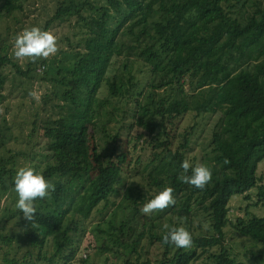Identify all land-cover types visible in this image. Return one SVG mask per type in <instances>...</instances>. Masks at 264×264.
I'll list each match as a JSON object with an SVG mask.
<instances>
[{
	"label": "trees",
	"instance_id": "trees-1",
	"mask_svg": "<svg viewBox=\"0 0 264 264\" xmlns=\"http://www.w3.org/2000/svg\"><path fill=\"white\" fill-rule=\"evenodd\" d=\"M27 1L0 0V100L7 68L31 79L47 77L37 72L42 66L44 74H55L44 99L53 114L39 125L37 112L30 148L0 158V187L14 191L20 156L53 181L56 191L36 201L32 226L16 207L3 208L27 230L6 238L0 233L2 242L18 241L14 255L6 252L0 264H76L75 237L86 232L81 219L100 207L109 211L104 220L113 244L95 238L87 250H129L124 264H196L203 258L210 264H247L225 245L227 226L259 243L264 262V215L229 216L233 196L252 200L253 190L255 204L264 207L257 174V160L264 157L263 0H59L44 30L75 17L65 51L74 58L57 67L38 60L24 70L4 43V31L11 29L4 22L25 13ZM190 113L196 120L218 119L209 150L199 157L190 152L201 122L182 124ZM138 147L141 153L134 158ZM185 159L212 169L203 190L178 179ZM128 177L140 185L123 193ZM86 182L87 211L81 217L76 210L81 204L69 201L75 187ZM166 187L174 189L176 203L163 212L142 213ZM164 224L186 228L193 247L165 245ZM155 244L164 251L154 262ZM87 259L79 260L86 264Z\"/></svg>",
	"mask_w": 264,
	"mask_h": 264
},
{
	"label": "rangeland",
	"instance_id": "rangeland-1",
	"mask_svg": "<svg viewBox=\"0 0 264 264\" xmlns=\"http://www.w3.org/2000/svg\"><path fill=\"white\" fill-rule=\"evenodd\" d=\"M58 1L59 0H28L25 13L17 12L14 16L9 17V19L4 22V25L8 24L11 27L10 31H4V43H8V50L10 54L24 70H27V65L30 61L17 60L14 57L15 37L25 28H30L32 26H38L44 30L46 22L51 19L55 13ZM75 20L76 18L72 17V22L68 20L56 21L49 28V31L56 35L59 47V52L55 56L46 59L49 66L57 67L62 64V61L67 64L69 60L74 58L72 54L66 55L65 51L70 50L67 39L71 38L73 40L74 35L72 26ZM73 44L75 47L76 44ZM42 69V66H40L37 69V72L46 75L47 77L38 76L31 79L21 77L15 74V72L10 73V68H7L6 70L8 73V79L2 93L4 98L0 100V158L8 160L11 155L26 151L30 148L27 143L28 135L33 129V122L36 120L37 112L40 113L38 119L39 125L48 123L49 116H52L53 114L51 111L46 110L47 107L45 106L46 103L44 99L47 94H51L53 85L50 79L52 76H55V74H44ZM55 70L56 69H54L53 72ZM101 95L107 96V92L102 91ZM196 121L201 122V125H199L198 132L193 138V149L190 152L191 157H199L201 154H207V151L205 150H209L212 128L218 119L215 117L212 119L211 117L206 116L196 120L194 113H190L186 116V119L182 122V124L183 127L186 128L195 124ZM140 153L141 147H138L136 153H133L132 155L136 158V156ZM15 159H18V163H16L17 168H35L30 164V159H25L20 156H17ZM257 166V174L262 178V183L264 184V157L257 160ZM137 185H140L138 179H131L128 177L121 187L122 192L124 193L127 188L135 187ZM89 186L90 182L82 183V186L80 187L76 186L73 194L74 199L72 201L70 199L69 201V204H72V206L74 205L75 199L79 202V204H81L79 207H76V210L79 211H77V214L81 217H84V212L86 214L87 211L86 197H88L89 193L86 192V189ZM257 193V190H253L251 192L253 197L252 200L247 199L245 195L233 196L230 201V218L235 220L238 216L245 217L246 211L254 215H264L263 205L255 204L257 201ZM122 195L124 196V194ZM122 195L115 197L118 203L121 201ZM17 198V194L15 191H12V189L7 192H2L0 187V233H2L5 238L6 236H13L15 234L14 232H17L22 228V225L19 226L16 223L15 218L10 219V213L8 216H5V213L2 212L6 205L11 208H15ZM114 206L115 205H113L112 208ZM100 210L102 211L94 209L89 219H81L83 227H86V232H80L76 237L74 235L77 242L76 245H78L79 248L76 257L78 259L76 264H82L79 259L83 258H88L86 261L89 262L86 264H124L125 258H128L130 255L129 250H127V253L121 252L118 254L110 251L99 252L98 250H87L90 244L95 246V238L100 244H113L110 239V229L104 220L109 211H104L102 207H100ZM21 217L23 218V216ZM205 225L207 226L208 224ZM23 228L26 227L24 226ZM17 242L18 241L16 240L13 243H8L0 240V263L3 262L4 258H6V252L10 257L14 255L17 248ZM225 245L234 257L246 262L247 264H264L261 259V245L251 238L240 234L238 231L234 230L232 226H227L225 228ZM150 251L151 258L155 262L156 260H160L162 258L164 249L160 245L155 244L152 246ZM207 261V259L205 260L203 258L199 262H196V264H204Z\"/></svg>",
	"mask_w": 264,
	"mask_h": 264
},
{
	"label": "clouds",
	"instance_id": "clouds-1",
	"mask_svg": "<svg viewBox=\"0 0 264 264\" xmlns=\"http://www.w3.org/2000/svg\"><path fill=\"white\" fill-rule=\"evenodd\" d=\"M58 52L56 35L50 31L42 30L38 26L25 28L17 34L14 40L13 55L17 60H27L35 63L38 60H46L55 56ZM224 163L227 164L229 161L226 159ZM180 167L182 172L178 179L184 184L203 190L212 181V169L205 164L201 163L193 166L189 160L185 159ZM13 181L14 191L18 197L15 207L23 214L24 220L32 226L38 211L36 201L49 198L56 191V184L46 179L41 172L33 167H20L17 169ZM173 192L172 187H166L159 191L154 198L144 204L141 212L146 215L153 212H163L176 203ZM163 228L165 231L162 242L165 245L171 244L177 249H190L193 247V237L186 228L169 224H164ZM26 230V228L20 229L18 232Z\"/></svg>",
	"mask_w": 264,
	"mask_h": 264
}]
</instances>
